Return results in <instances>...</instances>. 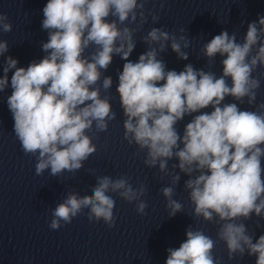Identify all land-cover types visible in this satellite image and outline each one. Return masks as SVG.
I'll list each match as a JSON object with an SVG mask.
<instances>
[{
  "label": "clouds",
  "instance_id": "obj_1",
  "mask_svg": "<svg viewBox=\"0 0 264 264\" xmlns=\"http://www.w3.org/2000/svg\"><path fill=\"white\" fill-rule=\"evenodd\" d=\"M147 2L48 0L42 20L49 37L42 43L46 55L27 68L17 67L18 61L8 56L0 78L3 92L9 86L7 73L15 69L10 81L13 91L7 98L14 135L25 155L36 157L37 176L45 170H50L51 177L81 170L97 151L87 133L93 128L96 133L106 132L117 115L110 96H101V87L105 92L111 89L112 78H102V70L108 69L113 55H119L126 61L117 87L125 117L123 139L137 146V154L145 153V166L158 167L171 177V185L160 190L168 217L184 211L173 198L179 173H184L189 177L184 191L193 206L192 216L219 225L217 240L226 245L228 259L247 254L256 256V264H264V235L254 242L255 233L244 223L253 214L264 220V102L256 103L261 79L253 76L258 66L264 67V16L248 23L242 42L237 41L236 32L225 30L203 45L201 51L209 63L217 55L223 57L218 77L192 64L180 72L166 70L160 54L170 47L178 59L187 60L189 53L184 49L191 41L163 28L152 27L142 37L147 51L137 62L129 59L137 29L148 22ZM149 15L153 24L159 22V15ZM126 22L137 23V28H121ZM12 28L7 14L0 13V32L9 33ZM90 47L95 50L85 55ZM8 49V42L0 40V56ZM227 97L235 102L224 103ZM245 103L255 110H241L238 105ZM209 107L211 112L202 111ZM186 116L192 119L181 135L176 125ZM173 159L179 163L170 169ZM129 181L130 177L102 175L96 176L91 195L69 191L51 210L49 227L58 230L85 209L90 221L115 227L116 201L109 193L136 202V212L146 215L148 205L141 197L147 189L143 184L134 188ZM217 240L190 225L179 248L167 249L165 264H220L213 256Z\"/></svg>",
  "mask_w": 264,
  "mask_h": 264
}]
</instances>
